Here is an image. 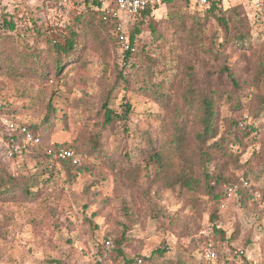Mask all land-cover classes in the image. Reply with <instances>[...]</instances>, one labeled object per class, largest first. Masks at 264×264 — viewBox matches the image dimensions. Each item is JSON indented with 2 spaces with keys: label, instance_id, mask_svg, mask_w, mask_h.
<instances>
[{
  "label": "rangeland",
  "instance_id": "rangeland-1",
  "mask_svg": "<svg viewBox=\"0 0 264 264\" xmlns=\"http://www.w3.org/2000/svg\"><path fill=\"white\" fill-rule=\"evenodd\" d=\"M187 1L172 0L159 5L153 18L144 23L135 42L136 54L143 50L154 63L146 65L143 72H130L129 65L136 62L135 58L127 57L114 30L100 25L97 19L93 31L89 30L90 38L84 41L79 61L67 62L60 73L63 75L76 66L74 71L61 79L51 72L43 80L25 76L14 81L0 73V171L11 176H31L32 194H39L30 202H0V264H84L83 259L95 264L97 246L105 238L122 233L128 239L125 251L130 256L149 257L159 249L166 250L159 262L206 264L197 239L208 242L202 231L208 229L216 205L205 195L200 171L191 170L185 161L168 157L167 170L144 163L134 177H129L126 163L114 162L112 169L89 153L92 136L103 122L102 107L107 101L116 114L127 116L115 124L106 138L108 153L119 143L123 147L141 143L146 132L159 137L162 126L157 121L168 114L135 91L144 79L148 80L145 73L154 75V79L161 77L160 70H166L165 67L177 73L178 82L171 93L174 102L182 105L181 95L188 83L198 91H206L207 70L219 73L227 67L229 72L214 79L212 88L235 89L245 107L234 111V106L222 105L220 124L224 129L226 120L233 118L252 131L238 144L229 138L223 154L215 156L209 171L223 172L230 182L248 175L255 185L264 183V23L259 22L262 16L251 0H227L224 7L232 9L225 16L229 32L214 20L207 21L205 32H191L195 17L192 15L206 14L200 8L190 10L187 4L194 1ZM0 5V35H12L19 42L30 43L66 31L71 18L85 9L83 0H68L62 5H47L45 0H0ZM4 11L12 13L10 18L18 26L15 32L2 27ZM172 13L186 14L184 33L179 25L169 23ZM121 17L130 21L128 15ZM155 22L157 27L153 31L150 24ZM234 26L250 31V46L235 48L226 44ZM259 62L263 66L261 73L256 74L254 64ZM186 67L194 70L189 77L184 72ZM230 73L231 77L227 76ZM128 105L130 112L126 114ZM48 114L50 121L46 122ZM5 120L30 126L41 135L43 145L47 146L42 149L49 158H43L36 144H26L19 131H9ZM55 145L78 147L80 162L88 171L69 180L60 165L52 162L57 153ZM236 156L238 164L233 162ZM53 166L55 175L50 183L45 172ZM261 209L255 211L250 203L242 207L228 203L220 226L227 237L239 234L236 241L221 245L219 261L231 259L230 247H234L244 252L241 264L264 263Z\"/></svg>",
  "mask_w": 264,
  "mask_h": 264
},
{
  "label": "trees",
  "instance_id": "trees-1",
  "mask_svg": "<svg viewBox=\"0 0 264 264\" xmlns=\"http://www.w3.org/2000/svg\"><path fill=\"white\" fill-rule=\"evenodd\" d=\"M107 1L108 0H83L85 9L71 18L70 22L67 23L66 31H61L60 34L54 36L48 35L41 42H19L17 40L18 38L12 35H0V73L7 76L8 79L15 81L25 76H35L43 80L51 74V72H54V76L61 79L63 76L74 71L76 66L71 67L66 73H63V75L60 73L62 67L67 62L75 64L79 61L80 51L84 46V41L90 38L88 37L91 34L89 30H91V32L93 31L92 25L95 23V20L98 19L100 25L105 24L110 26L115 32V27L119 20L112 17L104 20V6ZM167 2L171 3L172 0H162V3L159 5ZM159 5L154 7L150 6L140 14L130 17V21H124L126 23L125 30L129 43L135 48L134 52H126L128 58H135L136 61L130 65L128 64L130 72H143L146 65H152L154 63L152 56L147 55V52L142 50L140 55L136 54L137 47L135 42L137 37L142 33L141 28L144 23L150 18H153V12L160 7ZM187 6L190 10L197 8L203 9L206 14L204 17L192 15L195 17H192L190 26L191 32H205L207 21L210 20L222 24L223 29L229 32L230 29L225 16L228 11L232 9L225 8L223 1L212 3L208 7H201L198 3L192 2H189ZM2 8H0V14L3 10ZM4 16L5 20L2 27L8 29L10 32H15L18 26L16 22L11 19L12 13L4 11ZM186 17V14L172 13L168 20L170 24L179 25L178 28L184 33L186 31ZM132 18L133 21H131ZM156 22L150 24V29L153 31L156 30ZM162 22L165 23L164 21ZM259 22L264 23L263 16L259 19ZM241 29V27H232L234 33H229V39L226 44H230V46L233 45L235 48H246L250 46V31H242ZM45 30H48V28H45ZM114 34L116 40L119 41L116 33ZM136 55L137 57H134ZM214 58L217 59L218 55H214ZM72 63H70V65ZM262 66L263 64L261 62L254 64L256 74L261 73ZM177 67H179V64L175 66V68ZM165 69L166 70H160L161 75L159 76L161 77L159 79H154L155 76L152 74H150V76L147 73L143 74L144 77L149 78L148 80L144 79L135 90L140 97H145L149 99V101H153L167 112L168 115L165 116L164 119L157 121L162 126L159 137H154L151 132H146L145 135L141 136V143L132 144L130 147H123V145L119 143L111 153H108L105 148L106 138L115 127V124L127 118V116L116 114L109 107L107 101L102 107L103 122L98 131L92 136L89 153L101 160L105 166L109 165L110 168H112L115 164L114 162L117 161L126 163V175L129 177H134L135 174L141 170L142 164L144 163L146 166L155 164L159 170H167V167L170 165L168 157H175L185 161L189 164L191 170L200 171L204 178L205 195L209 196L211 200L214 201V205H216L213 207L211 218L206 228L211 230L212 248L217 252H222L223 246L221 245L236 241L239 234L235 232L231 237H227L226 232L220 226L221 215L224 212L222 204L226 202V196L222 191L224 185L237 186V197L229 203L240 205L241 207L250 203L255 211H261V208H263L262 203L264 202V183L257 186L251 181L248 175L244 178H240L237 182H230L224 177L223 172L211 174L209 171V165L213 162L218 153L224 152L225 145L229 138L233 139V144H238L252 131L248 129V126L245 127L243 123H239V121L233 118L226 120L223 129L220 124V108L224 104H229L230 106H234L232 107L234 111H238L244 108L245 105L238 99V93L235 89L225 90L221 87L212 88L214 79H219L222 74L229 72L227 67H224L219 73L212 69L207 70L205 79H208L204 82L206 91H198L197 88L191 86V84L187 82L186 91L181 95L182 105H178L174 102V97L171 93L178 82L177 73L173 70L168 71L167 67H165ZM184 72L186 76L189 77L194 70L192 67H186ZM227 76L231 77V73ZM121 79L124 83H128L122 76ZM187 80H189V78ZM232 81L234 84L237 83L234 78H232ZM253 108L255 109V107ZM51 111H55L54 108H52ZM129 112L130 107L128 105L126 114H129ZM189 115H191L190 118ZM50 116L49 114L47 115L46 122L50 121ZM153 116L154 118L159 117L157 115ZM162 124H164V127ZM24 126L34 134V136L40 138V143L36 144L35 147H37V151L42 152L43 158L48 159L49 157L45 155L42 149L47 147L42 143L41 139L43 137L36 134L30 126ZM54 148H56L55 152L61 149H70L74 152V159L77 161L76 164L73 163L74 159H55V161H52L60 165L61 170L68 176L69 180L74 178L77 173L88 171L87 167L80 162L77 152L78 147H76V149L75 147L55 145ZM26 153H28V150ZM238 160L239 157L236 156L233 162L238 164ZM55 169L56 167L53 166L52 169L45 172L49 174L47 182L51 183V181L54 180ZM30 177L31 176L27 175L11 176L6 172L0 171V202L4 203L14 200L30 202L36 200L39 194L37 191L33 196ZM184 179H187V177ZM242 179L249 182L250 188L243 187L241 183ZM256 180L257 182L259 181V179ZM256 194H260V200L257 199ZM259 227H261V225H258V228ZM107 241H110L112 244L110 249L106 248ZM205 244L206 242L202 239H197V245L200 247L202 255ZM125 246H128V239L125 237L124 233L120 236L117 235L105 238L104 241L97 246L95 264H137L136 259L138 258L143 260V264H174L171 260L158 261V259L165 255L166 250L160 251L157 249L153 251L149 257L144 255L130 256L126 253ZM239 252L240 251L234 247H230L231 255L238 256ZM81 262L86 263L88 261L83 259ZM205 263L208 264L207 262ZM87 264H92V262H88ZM216 264H222L221 260L219 261L218 259Z\"/></svg>",
  "mask_w": 264,
  "mask_h": 264
},
{
  "label": "built area",
  "instance_id": "built-area-1",
  "mask_svg": "<svg viewBox=\"0 0 264 264\" xmlns=\"http://www.w3.org/2000/svg\"><path fill=\"white\" fill-rule=\"evenodd\" d=\"M68 0H45L47 5L52 3L56 4H65ZM194 3H198L201 7H208L212 3H218L220 1H227V0H193ZM255 9L264 17V0H251ZM162 3V0H108L104 6L105 17L104 20L112 17L114 19L119 20L115 27V33L118 37L119 43L122 45V48L125 52L127 51H135L128 40V36L126 35L125 30V22L122 19L121 15L125 14L130 17L136 16L143 12L148 7L157 6ZM5 125L8 127L9 131L16 132L19 131L20 135L23 137V141L26 144H39L40 138L34 136L25 126H20L15 124L10 120H5ZM11 142L15 143V138L11 136ZM15 152L19 150V147L16 146L14 148ZM13 152H11V156ZM55 159L59 160H67V159H74V152L70 149H61L57 151L55 155ZM73 163L76 164L77 161L74 159ZM241 183L244 188H250L249 182L245 180H241ZM223 193L226 196V202L222 204V209L226 210L228 207V203L237 197V186L236 185H224L222 189ZM257 199L260 200L261 196L258 194ZM264 208V202L262 203ZM202 235L208 239L206 242L204 249H203V257L208 264H216L219 259L218 252L212 248V241H211V230L206 229L202 231ZM111 242H106V248H111ZM242 255H244L243 251L239 252L238 256H233L231 259H225L221 261L222 264H241L242 263ZM137 264H143V260L141 258L136 259ZM87 264V263H84Z\"/></svg>",
  "mask_w": 264,
  "mask_h": 264
}]
</instances>
